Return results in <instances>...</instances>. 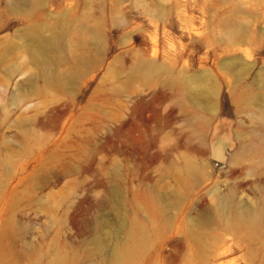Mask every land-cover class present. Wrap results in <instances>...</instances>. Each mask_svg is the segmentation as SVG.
<instances>
[{
  "label": "rangeland",
  "instance_id": "rangeland-1",
  "mask_svg": "<svg viewBox=\"0 0 264 264\" xmlns=\"http://www.w3.org/2000/svg\"><path fill=\"white\" fill-rule=\"evenodd\" d=\"M57 255L264 264V0H0V264Z\"/></svg>",
  "mask_w": 264,
  "mask_h": 264
},
{
  "label": "water",
  "instance_id": "water-1",
  "mask_svg": "<svg viewBox=\"0 0 264 264\" xmlns=\"http://www.w3.org/2000/svg\"><path fill=\"white\" fill-rule=\"evenodd\" d=\"M232 146L233 140L229 124H220L215 127L210 138L211 160L217 164H223Z\"/></svg>",
  "mask_w": 264,
  "mask_h": 264
},
{
  "label": "bare ground",
  "instance_id": "bare-ground-1",
  "mask_svg": "<svg viewBox=\"0 0 264 264\" xmlns=\"http://www.w3.org/2000/svg\"><path fill=\"white\" fill-rule=\"evenodd\" d=\"M158 68V65L155 63V62H143L140 66H139V71L144 74L145 76H149L152 71L154 69ZM232 200H225L223 202H220L216 207L217 209L221 212H226V209L229 208V210L231 209L232 207ZM231 215L232 216V219L236 222L239 218H241L240 214H236V213H233L231 211ZM258 219H259V216H258ZM60 254V253H59ZM51 262H58L60 264H66V258L65 256L63 255H57L54 259L51 260Z\"/></svg>",
  "mask_w": 264,
  "mask_h": 264
}]
</instances>
